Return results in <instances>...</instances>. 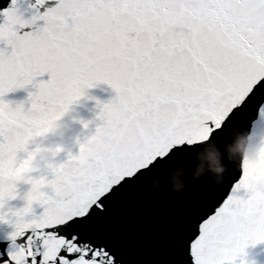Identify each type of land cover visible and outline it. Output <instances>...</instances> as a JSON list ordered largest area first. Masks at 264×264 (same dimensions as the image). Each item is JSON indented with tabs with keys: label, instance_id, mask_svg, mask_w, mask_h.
<instances>
[{
	"label": "snow or ice",
	"instance_id": "obj_1",
	"mask_svg": "<svg viewBox=\"0 0 264 264\" xmlns=\"http://www.w3.org/2000/svg\"><path fill=\"white\" fill-rule=\"evenodd\" d=\"M17 4L0 0V264H236L264 242V175L247 160L223 199L225 182L202 185L179 213L104 226L225 129L264 131V0H35L28 17ZM101 83L116 95L94 134L41 172L29 145ZM21 183L24 206L8 208Z\"/></svg>",
	"mask_w": 264,
	"mask_h": 264
},
{
	"label": "water",
	"instance_id": "obj_2",
	"mask_svg": "<svg viewBox=\"0 0 264 264\" xmlns=\"http://www.w3.org/2000/svg\"><path fill=\"white\" fill-rule=\"evenodd\" d=\"M34 3L35 0H18L17 6L25 17H28L31 15L29 5ZM55 3L56 0H48L46 6L51 7ZM47 78L45 75L37 79ZM30 91L34 89L27 86L8 93L3 99L13 102L15 106L20 100L26 101ZM115 95L114 90L103 83L86 89L84 96L73 103L69 111L57 121L56 127L45 135L37 137L35 142L29 145V150L35 149L41 142L46 145H57L63 150L56 156L54 161L56 163L66 160L69 152L73 155L78 154L79 144L83 143L86 137L94 134L96 126L101 123L98 116L102 105L113 99ZM28 106L25 103V107ZM84 123H88V128H84ZM20 155L23 157L26 153ZM241 160H247L254 171L264 175V131H258L253 137L248 130L242 128L225 129L220 144L205 143L190 159L175 161L163 174L153 175L144 185L126 193L104 226L112 230H120L139 225L149 212L167 210L179 213L185 205V193L202 185L220 187L225 182L227 186L220 194L223 199L229 194L231 185L240 178L239 168H232L237 167ZM215 167L222 168L223 171L215 172L213 171ZM41 172L45 170L41 169ZM39 174L41 173H33V175ZM184 186L188 188L185 189ZM29 188L30 185L19 184V195L15 200L9 201L7 207L13 210L22 208L25 204L23 195ZM34 210L37 213L42 211L36 205ZM9 231L8 225L0 223V237H4ZM245 253L246 255L238 258L236 264H239L241 259H245L247 264H252L250 260L255 261V264H264V242L249 246L245 249Z\"/></svg>",
	"mask_w": 264,
	"mask_h": 264
},
{
	"label": "clouds",
	"instance_id": "obj_3",
	"mask_svg": "<svg viewBox=\"0 0 264 264\" xmlns=\"http://www.w3.org/2000/svg\"><path fill=\"white\" fill-rule=\"evenodd\" d=\"M58 148L60 147L57 145H52V144L46 145L43 142H41L39 145H37L35 149L31 151L30 159L32 164L39 169L46 170L47 167L55 160L57 156ZM213 171L221 172L223 171V169L219 167H215Z\"/></svg>",
	"mask_w": 264,
	"mask_h": 264
}]
</instances>
